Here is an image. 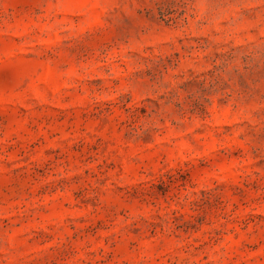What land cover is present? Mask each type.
<instances>
[{"label": "rangeland", "instance_id": "374dc122", "mask_svg": "<svg viewBox=\"0 0 264 264\" xmlns=\"http://www.w3.org/2000/svg\"><path fill=\"white\" fill-rule=\"evenodd\" d=\"M0 264H264V0H0Z\"/></svg>", "mask_w": 264, "mask_h": 264}]
</instances>
